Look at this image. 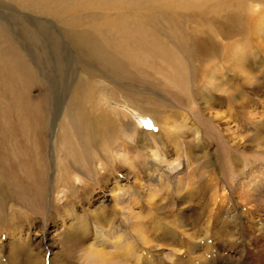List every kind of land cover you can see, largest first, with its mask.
<instances>
[{
    "label": "rangeland",
    "instance_id": "obj_1",
    "mask_svg": "<svg viewBox=\"0 0 264 264\" xmlns=\"http://www.w3.org/2000/svg\"><path fill=\"white\" fill-rule=\"evenodd\" d=\"M126 1L122 0V6L116 10L117 20L108 17L113 24L125 20ZM98 7L103 8L102 4ZM251 11V17L254 21L257 20V30L251 29L250 20L244 22L247 23L246 27L241 28L236 24L237 21H225H228L223 27L226 35L216 38L218 48L224 45V50L219 51L217 64H210L211 75L215 71L219 75L221 68L224 73L227 71L233 74L238 82L240 79L234 75L233 64L237 65V60H243L246 56L249 63L251 60L253 63L255 51L264 55V3L258 2ZM132 14L144 18L142 12ZM105 16L106 13H103L95 21L99 26H103L101 31L95 22L86 18L83 21L85 25L80 27L85 36L91 39L106 37L104 35L107 31L103 22ZM247 31L248 33L244 34ZM0 33V203L8 214L0 218V248L4 249V255H8L10 245L13 247L11 253L16 251L14 246L20 248L28 245L35 249L38 245L43 247L48 264H85L82 262L85 256L77 246L78 240L75 242L73 237L87 232L91 235H84L85 240L90 241L89 237H93L92 233L96 228L92 218L95 217V210L99 213L101 208L98 205L105 202L112 208L109 196L117 183L138 187L147 166L155 161V150H160V156L166 158L164 163L169 159V155L176 154V147L169 148L168 145L160 143L164 133L170 131L169 133L175 134V137L170 136L169 139L178 138L183 148L188 147V144L193 145L198 140V134L190 135L194 134L190 127L195 122L200 128V137L211 151L208 157H196L195 160L190 157V160L195 165L198 162V166L206 162L207 167L223 183L226 190H219L218 198L212 199L213 193L207 190L208 188L199 187V183L203 184L208 174L207 170L194 187L190 186L193 180L185 178L187 186L180 192V197L168 189L158 190L147 202L153 206V214L148 216L144 210V214L138 218L146 241L137 245H163L169 249L173 247L181 252L177 264H186L188 260L194 264H213L212 258H215L218 264H229V261L240 260L241 253L246 255L245 261L248 264H264V212H258L241 201L234 190L238 180L235 168L249 173L250 167L264 163V150L253 144L254 135L261 130L260 123L264 119V96H261L263 102L252 100L253 104H249L247 112L242 114V111L232 110V107L235 109L234 105H231L230 110L225 101L227 98L221 99V94L214 91V87L221 80L214 78L209 82L211 77L204 76L198 81L199 85H194L191 80L188 82V91L190 87L193 88L192 96L195 95L196 101L194 106H185L178 98L172 97L173 90L170 89H173V83L177 84V81L168 69L171 58H151L144 53L139 59L132 57V63L126 59L124 66L118 68V72L109 71L79 52L69 40L66 27L57 18L39 15L5 0H0ZM255 33L260 42L256 40ZM242 39L247 40V43L240 49L236 48V44ZM24 63L29 69L33 68L30 73L24 69ZM258 66L255 71L264 76V70ZM184 75L188 78L192 72L184 71ZM263 76L258 80L260 83L264 82ZM180 85L178 88L175 86V92L183 90ZM79 86L81 91L78 99L85 102L87 96L93 97L96 108L92 110L94 117L103 112L111 119L122 122L115 126L117 134L128 135V139L126 143L122 140L117 142L114 148L120 152L121 160L119 159L118 163H124L122 168L108 169L106 154L98 157V161L93 163L77 162L73 155H70V144L65 134L67 129H71L72 133L76 131L75 121L78 114L69 115L68 112L74 110L73 99ZM83 87L88 88L83 90ZM249 91L246 89L247 94ZM248 96L249 99L255 97L253 93L247 95V98ZM100 98L102 101L98 103ZM213 100L217 101V104L207 112L206 104ZM148 106L150 112L146 111ZM87 107H90L88 103ZM228 110L231 111L230 114ZM216 112L224 116L222 122L216 118ZM84 113L85 111L81 112L83 116ZM81 119L83 123L84 118ZM148 123L152 125L150 128L146 126ZM229 126L230 129H227ZM241 136L245 138L240 140ZM23 145L30 150H23ZM80 145L81 143L76 144L77 148L83 147V143ZM31 151L35 153V157L38 156L39 161L34 158L31 166H28L26 158ZM32 159L30 158L29 162ZM177 169L173 168L174 173ZM36 170H42L43 173V201L35 200L37 188L33 183L38 178ZM103 172L106 178L100 181V174ZM254 177L264 180L261 173H256ZM73 194V199L65 204L66 197ZM183 196L185 199H182ZM141 199L143 200L142 197ZM36 202L40 206L33 204ZM140 208L141 200H138L136 205L132 206V215L124 216V220L129 221L128 224L131 221L133 223L136 213L142 212ZM114 213L115 210H111L101 214L112 217ZM3 218L5 222L2 221ZM82 221L88 222L81 227ZM62 246L65 250L69 249L72 256L64 255ZM213 246L216 248H212ZM53 252L60 254L62 259L64 255V260L55 257L49 262ZM161 252L162 250L155 248L150 250L154 263L166 264L165 256Z\"/></svg>",
    "mask_w": 264,
    "mask_h": 264
},
{
    "label": "bare ground",
    "instance_id": "obj_2",
    "mask_svg": "<svg viewBox=\"0 0 264 264\" xmlns=\"http://www.w3.org/2000/svg\"><path fill=\"white\" fill-rule=\"evenodd\" d=\"M5 1L14 3L19 8L31 10L39 15H48L57 18L58 21L66 27V32L69 40L76 48L79 49V52L80 53L82 52V54L85 57L97 61L100 64V66H102L104 69H107L109 71L116 72L119 67L124 66L126 59H128V61L132 63V57L134 59H139L141 58V56L144 55V53L145 55L150 56L151 58L162 57L166 59L168 57V60H170L169 58H171L172 60H170L171 63L168 69L170 73H173L175 75L177 81V84H175L176 82L173 83V89H170L171 91L173 90L172 97L178 98L181 101V103L185 106L186 105L194 106L193 103L196 101L194 99L195 95L193 94L194 96H192V93L194 92L193 88L190 87L188 91V85H187L188 82L190 83L191 80V82L194 85H199L198 81L204 76L209 78L211 77L209 82H211L214 78H219L221 80V82H219L218 85L214 87V91L219 92L218 94H221L220 95L221 99L222 97L227 98L225 101H227V104H229L230 110H231V105H234L235 109H233L232 107V110L242 111V114H245V112H247L246 109L248 105L253 104L252 100H254V102L255 101L263 102L262 100L263 98L261 96H264V82L260 83L258 81L263 75L255 71L258 64L260 65L258 66V68L264 70V55H261L259 51H255V57L253 59V63L252 60L249 63L248 61L249 59L246 58L247 57L246 56L243 58V60L239 58V60H237V65L233 64L232 69H235L234 75L238 76L240 79V81L238 82L235 81L233 74L227 71L224 73V70L221 68H220L221 73L219 75H217V71L215 70H213L215 72L211 75L209 69L211 66L210 64H214V65L217 64L218 61L216 60V58L220 56L219 51L221 49L224 50V45L218 48V43L216 41V38H219L220 35H226L225 29L223 27L228 23V21L227 23L225 21L229 20V23H231L232 21L233 22L237 21L238 23L236 24H238L241 28L243 26L246 27L247 23L245 24L244 22L246 21L248 22V20H250L252 21L251 29H253L254 31V29H256V26L258 24H257V20L254 21V19L251 17L253 14L251 9L255 5H257L258 2L264 3V0H138V1L127 0L126 9H125L126 12L124 15L125 20L118 21L114 24L108 19V17L112 18L113 20L118 19V14L116 10L122 6V0H5ZM99 4H102L103 8L98 7ZM99 9H102L104 11H99ZM134 12H139V13L142 12L144 18L141 19L133 15L132 13ZM260 12L261 11H259V15L261 16ZM103 13H106L105 20L103 21L105 23L104 27L107 31L104 35L106 37L91 39L85 36L84 32L80 28L85 25L83 21H85L86 18H89L91 21L95 22L97 21V18L99 16H102ZM131 19L132 21H130ZM95 24L99 28V31L103 30L102 25L99 26L97 22H95ZM247 33L248 31L245 32L244 34ZM255 38L257 41H259L256 33H255ZM54 39H56L57 41L56 36H54ZM245 43H247V40L244 41V39H242L239 44H236V48L239 47L240 49L242 45L243 46L245 45ZM15 49H17V47ZM16 54L18 55V53ZM23 67L27 71V73H30L31 72L30 70L33 69V68L29 69L26 64ZM187 70L192 72V75H190L188 78L187 76L184 75V71ZM30 75H32V73ZM187 79H189V81H187ZM158 80L162 81V79L159 78ZM235 82H236V86H234ZM80 83L82 84V82ZM179 85L181 86V88H183V90L179 92H175L176 91L175 86L176 88H178ZM92 86H94V83ZM88 87L86 88L83 87V90L87 89ZM246 89L250 90L249 94H247L248 92H246ZM79 91H81L80 86L78 87L74 95V99H73L74 110L68 112L69 115L75 114L76 116V114H78L75 121L76 131L74 130V133H72L71 129H67L68 131L65 134V137L67 138V140H69V144H70V149H71L70 155H73V157L77 162L87 161L88 163L91 162L93 163L98 161L99 159L98 157H101L104 154H106V161L109 166L108 169L111 168L119 169L120 167L122 168L124 163L121 162L118 163L120 159L119 157L120 152H118L119 150L114 149L117 142L122 140L126 143V140L128 139V135L117 134L118 132L116 131L115 126H118L122 122L118 119L117 120L111 119L108 115H106L103 112L98 113L97 116L94 117V115H92V110L96 108H95V103H93L94 101L92 95L87 96V100L83 102L80 99H78V96L80 94ZM204 93L206 94V92ZM252 93L255 95V97L249 99L250 96H248L247 98V95H250ZM101 101L102 100L100 98L98 100V103H100ZM86 102L89 104L90 106L89 108L87 107ZM158 104L159 103H157V106H159ZM216 104L217 101L215 100H213V102H208L206 104L207 112L211 110L212 107H214V105ZM84 111L85 113L83 116L81 112L83 113ZM146 111L150 112L149 106ZM230 112L231 111H229L228 113L230 114ZM215 116L216 118L219 119V121L222 122L224 118L222 114L216 112ZM78 117L80 118V120L78 119ZM81 117L84 118L83 123ZM70 119H68L69 123L71 126H73ZM77 119L79 120L78 122L80 123L77 122ZM102 119H105V121ZM228 121L225 120V122ZM190 128L194 130V134L190 133V135L192 136L198 134V136H196L198 140L193 145L192 144L189 145L187 142L188 147L186 148H183L181 146L180 140L178 138L177 139L175 138V140L169 139L171 138L170 136L173 137L175 135V134L173 135V133H169L170 131L164 133L163 138L160 137L161 138L160 143L168 145L169 148L170 146L171 148L176 147L177 152L174 156L169 155L168 156L169 159L167 160L166 163H164L166 158L160 156L161 155L159 153L160 150L159 151L155 150L156 153H154V157H153L155 161L149 163V165L147 166V170L145 172L144 177L140 179L143 182L140 181L141 184L138 187L127 186L128 185L127 183H123V184L117 183L114 185L111 195L109 196V199L112 202V208H109L105 202H101L100 205H98L101 206V208L99 209V213H97L95 210L96 214L95 217L92 218V220L96 228L93 230L92 233L93 237H89V239L91 238L90 241L88 242V240H85L84 235L86 236L91 235L90 233L87 232H85L84 235L80 233L77 236L73 237L75 239V242L76 240H78L77 246L81 248L83 252L82 255L85 256L82 262L84 261L85 264H156L154 263L152 254L150 253V250L152 248H155L162 250L161 253L163 256H165L164 262H166V264H177V262L179 261L178 255H180L181 252L173 247L169 249L168 247H165L163 245H137L138 243L143 244L146 241L142 224H140L141 221L139 222L138 218L140 217L141 214H144L143 212L144 210L146 211V214L148 216L153 214L152 213L153 206L147 204V202H149L155 196V194H157L158 190L168 189L169 191H174L175 193L179 194L180 197L181 195L180 192L183 189H185L187 186L184 179L189 178L193 181H196V182L191 181L192 184H190V186L193 185L192 187H194L195 186L194 184H196L197 181L199 183L201 177L206 173V170L208 174H206L203 180V184L202 182L199 183V187H204L205 189L208 188L207 190L213 193L212 199L218 198V196L220 195L219 190L220 191L224 189L226 190L223 183L220 182L218 178L214 175V173L211 171V169L207 167L206 162H204L205 166L204 164L198 166V162L195 165V163H193L190 160V157L194 158V160L196 157L198 159L200 157H208L211 151V149L207 147L206 144L204 143L202 137H200L201 134L198 125L195 122H193ZM260 128L261 130L257 131V133L254 135L253 144L264 150V119L260 123ZM227 129H230V126ZM150 133L154 134L152 131ZM26 137L28 138V136ZM243 137L245 138V136H241L240 140H242ZM78 143H81V145L83 143V147H82L83 150H81L82 148L81 149L77 148L76 144ZM123 147L126 148V146ZM86 149H89V151H86ZM95 149L98 151L99 154ZM23 150H30V148L27 149V146L23 145ZM67 150L69 149L67 148ZM178 150H181V152H178ZM197 152H199L200 154H198ZM34 154L35 153L31 151V153H29V155L27 156L26 164L28 166H31L34 158L35 161L37 162L39 161L38 156L35 157ZM30 158L33 159L29 162ZM174 167L178 168L176 173H174L175 171H173ZM58 168L60 169L61 167ZM234 171H237L238 173L237 175L238 180L234 185V190L237 192L236 195L240 197L241 201H244L246 204H249L252 209L258 212H264V180L256 179L254 177L256 173H261L262 175H264V163H261V165L258 166L255 165L253 167H250L249 173L241 172V168H237V169L235 168ZM36 173H37L36 177L38 178L36 179L35 177L36 180L33 183V185L37 188V194L35 200L43 201L44 200L43 199L44 192L42 186L43 173L42 170L41 171L36 170ZM105 176L106 174L104 172L100 174V181L103 180V178H106ZM65 178L66 177L64 176V179ZM65 181L67 180L65 179ZM204 185H206V187ZM72 197H74V194L73 196L68 195L65 199V204L70 202L71 199H73ZM141 197L143 198L144 201L141 199ZM183 197L184 198L182 199H185V196ZM138 200H141L140 211L142 212L141 213L137 212L136 215L134 216L136 219L133 220V223L131 221L128 224L127 222L129 221H125L124 216L132 215V206L136 205ZM3 201L4 199L2 198L1 202ZM33 204L39 205L38 202ZM111 210H115V213L113 214L112 217H106V215L101 214L103 211L106 212ZM5 212L6 210H4V208L1 206L0 203V218L6 216L7 213ZM20 218L22 219V217ZM4 219L5 218H3L2 221H4ZM87 222L82 221L81 227L85 225ZM101 226H106L108 229L106 227H101ZM97 227L99 228L97 229ZM10 246L11 248L10 251H8V255H4V249L2 247L0 248V264H48L46 260V255L45 253H43L44 250L42 246L38 247V245H36L35 249H33V246L30 247L28 245H23L20 248L14 246L16 250L15 253H11L13 247L12 245ZM62 248L63 250H65L63 246ZM212 248H216V247L213 246ZM166 250H168L167 253ZM53 253L54 255H52V257L49 258L50 259L49 262H52L55 259V257L64 260L65 257L64 255L72 256V253H70L69 249L65 250L63 259L61 258L60 254L56 255L55 252ZM245 258L246 255L244 256L243 253H241L240 260L236 262L229 261L230 263L229 262L228 263L248 264L245 261ZM212 259H213L212 262L214 261L213 264H218V261L215 258ZM59 264H63V263L59 262ZM68 264H74V262H70ZM186 264H194V263H191V261L188 260Z\"/></svg>",
    "mask_w": 264,
    "mask_h": 264
},
{
    "label": "snow or ice",
    "instance_id": "obj_3",
    "mask_svg": "<svg viewBox=\"0 0 264 264\" xmlns=\"http://www.w3.org/2000/svg\"><path fill=\"white\" fill-rule=\"evenodd\" d=\"M146 126L150 128L152 125L150 123H148Z\"/></svg>",
    "mask_w": 264,
    "mask_h": 264
}]
</instances>
